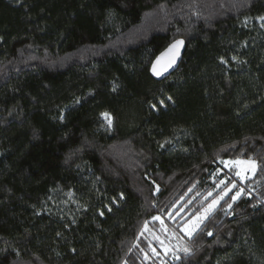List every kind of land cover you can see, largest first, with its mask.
Returning a JSON list of instances; mask_svg holds the SVG:
<instances>
[{"label":"trees","instance_id":"obj_1","mask_svg":"<svg viewBox=\"0 0 264 264\" xmlns=\"http://www.w3.org/2000/svg\"><path fill=\"white\" fill-rule=\"evenodd\" d=\"M261 18L264 0H0V264H264ZM235 160L253 176L219 186Z\"/></svg>","mask_w":264,"mask_h":264},{"label":"rangeland","instance_id":"obj_2","mask_svg":"<svg viewBox=\"0 0 264 264\" xmlns=\"http://www.w3.org/2000/svg\"><path fill=\"white\" fill-rule=\"evenodd\" d=\"M102 119L105 122H107L108 124L111 123L110 117L108 115H107V118L105 117V115H102ZM254 171H255V164L251 161H241V160L222 161L219 163L218 168L215 172V175L219 177V179H218L219 184H220L219 186H224L227 183V178H229V175H227V173L232 174L237 180H239L240 182L243 183L245 180L250 179L253 176ZM221 174H226V177H223ZM235 186H236L235 181H233L228 187L224 188L216 197H214L211 200V202L201 211L200 214L193 217L187 224H185L183 226V228H182L183 232L186 234V231L190 230L192 225H194L195 223L198 222L197 221L198 217L204 216L205 217L203 219V221H204L218 207L219 203L223 199H225L228 195L232 194V197L233 196L238 197L241 194V190L235 189ZM237 193H239L238 196H237ZM221 197H223V198L221 199ZM213 201H218V203L215 204V206L211 209V211L206 212V210L209 208V206L213 204ZM202 222L199 223V226L201 225ZM196 229H195V231H196ZM186 235H188V234H186ZM167 242H168V244H170L169 238H167ZM163 249L166 250V247H164ZM165 252H167V251H165Z\"/></svg>","mask_w":264,"mask_h":264},{"label":"water","instance_id":"obj_3","mask_svg":"<svg viewBox=\"0 0 264 264\" xmlns=\"http://www.w3.org/2000/svg\"><path fill=\"white\" fill-rule=\"evenodd\" d=\"M183 41L182 39H177L171 42L164 50H162L152 61L149 74L156 81H162L165 78L169 77L173 72H175L182 60L184 51H185V43H183L176 48L170 49L171 45H174L176 41ZM155 65V72L159 73L154 74L153 66Z\"/></svg>","mask_w":264,"mask_h":264},{"label":"snow or ice","instance_id":"obj_4","mask_svg":"<svg viewBox=\"0 0 264 264\" xmlns=\"http://www.w3.org/2000/svg\"><path fill=\"white\" fill-rule=\"evenodd\" d=\"M261 19H264V18H261ZM182 43H183V41H179V40L176 41L174 45H171V46H170V49H169V50H171L172 48H176L177 46L181 45ZM153 71H154V74H157V75L159 74V73H156V72H155V65L153 66ZM104 115H105V117L107 118V114H104ZM225 194H226V193H225ZM238 195H239V193H237V196H238ZM222 198H223V197H221V199H222ZM236 198H237L236 196H233V197H232L233 200H235ZM216 203H218V201H213V204L209 206V208L206 210V212L211 211V209L215 206ZM229 207H231V205H229ZM204 218H205L204 216L198 217V218H197V221H198V222L195 223L194 225H192L191 229L186 231V234L191 235L192 232L195 231V229L199 227V223L202 222ZM208 234H209V235H212L211 232H209ZM185 251L187 252L188 249H185Z\"/></svg>","mask_w":264,"mask_h":264}]
</instances>
